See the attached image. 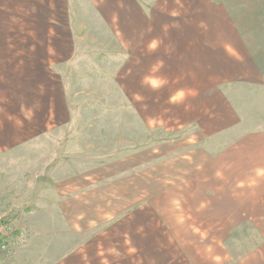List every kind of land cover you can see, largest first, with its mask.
Listing matches in <instances>:
<instances>
[{
    "label": "rangeland",
    "instance_id": "1",
    "mask_svg": "<svg viewBox=\"0 0 264 264\" xmlns=\"http://www.w3.org/2000/svg\"><path fill=\"white\" fill-rule=\"evenodd\" d=\"M87 1L0 0V48L8 52L0 83L22 91V115L31 99L19 82L46 76L15 68L42 47L38 19H53L56 51L75 47L83 59L45 79L66 80L74 113L72 167L62 168L70 175L52 183L54 192L35 179L47 180L46 162L62 159L63 130L41 156L31 136L16 133L25 120L0 115V214L15 231L11 250L0 252L4 264H264L262 201L255 185L233 183L224 167L239 134L264 125V88L229 84L208 65L195 40L207 12L190 0H137L152 39L149 71L141 56H124L115 21ZM81 180L86 197L74 198ZM37 196L49 209L33 207Z\"/></svg>",
    "mask_w": 264,
    "mask_h": 264
},
{
    "label": "crops",
    "instance_id": "2",
    "mask_svg": "<svg viewBox=\"0 0 264 264\" xmlns=\"http://www.w3.org/2000/svg\"><path fill=\"white\" fill-rule=\"evenodd\" d=\"M190 1L193 2L192 6L204 8L207 12V28L204 31L203 29L198 31L195 40H199L198 46L200 44L201 50L205 51L204 55L207 57L208 65H214L218 71L224 73L223 80L229 84L264 88V0ZM87 3L88 6L95 8V12L104 22L110 25L115 21L118 44L123 50L124 56L127 59L131 56H141L143 59V63H139L142 65L141 70L145 71L144 66L148 64L146 70L149 71L150 64L149 62L145 63L144 60L150 54L152 39L149 22L140 3L137 0H88ZM37 24H40L39 39L42 47L31 48L29 57L24 55L16 61L18 64H15L16 70L35 72L38 73L36 76L40 77L46 74L44 76L46 79L48 78L47 73L68 71L72 65L83 62L79 54V51L82 50L67 47L56 51L54 46L49 43L54 40L53 19L49 20L47 16L41 20L38 19ZM145 49L147 53H145ZM197 51L200 53L198 48ZM7 55V49L0 48V57H5L4 63L7 61ZM91 70H102V67L94 66ZM45 79L19 82L20 87L25 85L26 95L31 99L30 108L24 109L28 110L26 111L27 115H22L23 106L22 108L18 107L21 98L24 97L22 91L18 92L14 89L8 93L7 85L0 83V115L5 119L8 115H15L19 120H25V125L16 130V133L20 132L19 136H31L32 150L41 153V156L44 153L48 155L52 150L45 141L48 142L52 136H56L63 130L62 141L65 143H62L61 148L62 159H57L54 165L49 160L46 162L47 180H42L43 176L42 178L38 176L35 179L36 187L39 183H46L51 186L48 189L51 193L54 192L52 183L56 179H63L66 174L70 175L68 172H63L62 168L72 167L71 159H66L69 158L66 157L69 155L67 149H72V144H70V140L67 143L66 139L70 138V132L74 133L69 127L72 122L71 115L73 116L74 113L65 98L64 88L68 87L66 80ZM40 86L44 91L40 90ZM8 97L15 99L13 110L7 107ZM17 145L24 146V141L21 139ZM32 163L35 164L34 159H32ZM82 166L86 168L88 164L84 161ZM73 167H81V165L74 163ZM224 167L226 168L225 176L229 177L233 183L255 185V199L261 200L260 204L264 208V175L259 174V170H264V125L239 134L235 149L229 151V155H224ZM227 170H229L228 174ZM82 183L85 182L81 180L75 183L74 198H80L82 194L83 198L86 197V187L82 186ZM73 193L69 191L68 194L63 195V198H68ZM44 199L48 200L49 196L43 195L41 201ZM39 200L38 196L33 200V207L49 209L51 206L49 202L40 203ZM0 215L2 216V214ZM38 230H42V226ZM11 243L10 250L13 245ZM0 264H4V257L1 253Z\"/></svg>",
    "mask_w": 264,
    "mask_h": 264
},
{
    "label": "built area",
    "instance_id": "3",
    "mask_svg": "<svg viewBox=\"0 0 264 264\" xmlns=\"http://www.w3.org/2000/svg\"><path fill=\"white\" fill-rule=\"evenodd\" d=\"M15 233L13 228V219L9 216H0V252H7Z\"/></svg>",
    "mask_w": 264,
    "mask_h": 264
},
{
    "label": "clouds",
    "instance_id": "4",
    "mask_svg": "<svg viewBox=\"0 0 264 264\" xmlns=\"http://www.w3.org/2000/svg\"><path fill=\"white\" fill-rule=\"evenodd\" d=\"M182 93H178L177 96L175 97V99L178 101L180 99H182ZM259 174L264 175V170H259Z\"/></svg>",
    "mask_w": 264,
    "mask_h": 264
}]
</instances>
